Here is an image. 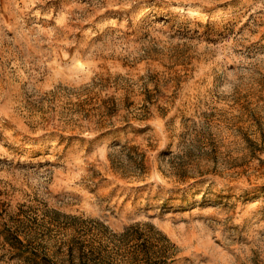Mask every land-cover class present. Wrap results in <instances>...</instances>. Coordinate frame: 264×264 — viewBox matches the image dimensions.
<instances>
[{"label": "rangeland", "instance_id": "rangeland-1", "mask_svg": "<svg viewBox=\"0 0 264 264\" xmlns=\"http://www.w3.org/2000/svg\"><path fill=\"white\" fill-rule=\"evenodd\" d=\"M73 239L264 264V0H0V264Z\"/></svg>", "mask_w": 264, "mask_h": 264}, {"label": "trees", "instance_id": "trees-1", "mask_svg": "<svg viewBox=\"0 0 264 264\" xmlns=\"http://www.w3.org/2000/svg\"><path fill=\"white\" fill-rule=\"evenodd\" d=\"M7 240L10 243H12L14 246H16L18 251H20V253L38 255V254H35L37 253L36 251L24 249V246L26 244L17 235L10 233L7 236ZM138 242L140 241L138 240ZM143 243H141L140 245L138 244L135 245V247L133 248L129 256L127 255L129 264H162V258L160 257L161 250L155 253H152L151 250H149V247L146 246L147 243L145 241H143ZM86 253L87 254L85 257L84 249L82 247H79L77 244H75V239L71 240L69 250H68V260H67L68 264H101V260L95 258L96 255L100 254L95 250V248L91 247L89 252H86ZM89 253L91 254L88 255ZM100 255L103 256L102 254ZM41 258L44 264H55L53 260H51L49 257L45 255L42 256ZM28 259L33 261L34 258L28 257ZM102 264H105V263L102 262Z\"/></svg>", "mask_w": 264, "mask_h": 264}]
</instances>
